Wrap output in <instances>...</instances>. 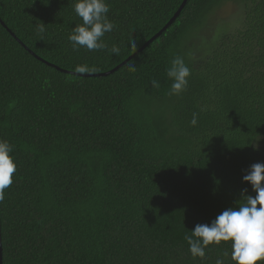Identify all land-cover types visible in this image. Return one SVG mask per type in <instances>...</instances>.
Returning <instances> with one entry per match:
<instances>
[{
  "label": "trees",
  "instance_id": "16d2710c",
  "mask_svg": "<svg viewBox=\"0 0 264 264\" xmlns=\"http://www.w3.org/2000/svg\"><path fill=\"white\" fill-rule=\"evenodd\" d=\"M76 2L0 0V139L17 165L0 202L2 264H234L230 242L200 260L184 236L242 189L255 195L242 177L264 163V0H188L148 45L184 0H107L115 28L96 52L68 40ZM230 2L241 27L195 56ZM176 55L192 74L170 96Z\"/></svg>",
  "mask_w": 264,
  "mask_h": 264
},
{
  "label": "clouds",
  "instance_id": "9594fccd",
  "mask_svg": "<svg viewBox=\"0 0 264 264\" xmlns=\"http://www.w3.org/2000/svg\"><path fill=\"white\" fill-rule=\"evenodd\" d=\"M74 11L82 19V24L76 25L68 40L74 51L81 47L89 52L103 51L107 48L103 37L114 30L115 24L108 19L110 5L107 0H77ZM40 33L45 31V25L37 26ZM130 47L136 49L133 40ZM113 54L119 55L120 49L113 46ZM96 69L87 65H77L75 73L83 74ZM129 70L136 71L135 64H129ZM191 69L182 56L176 55L166 69L167 77L172 81L168 95L180 96L186 91ZM153 88H159L158 81L151 82ZM197 114H193L191 124H197ZM14 146L7 140L0 139V202L5 199V190L13 183L17 165L11 155ZM242 181L251 186L255 195H249L242 189L240 199L235 207L222 211L211 224H197L194 230L185 234L184 240L194 259L203 260L205 249L210 245L220 246L230 242L231 259L234 264H264V163L257 162L246 170ZM216 264H223L218 259Z\"/></svg>",
  "mask_w": 264,
  "mask_h": 264
},
{
  "label": "rangeland",
  "instance_id": "374dc122",
  "mask_svg": "<svg viewBox=\"0 0 264 264\" xmlns=\"http://www.w3.org/2000/svg\"><path fill=\"white\" fill-rule=\"evenodd\" d=\"M240 5L234 2L226 3L209 19L201 37L194 42L195 56L207 55L219 43L221 35L232 33L242 22V10Z\"/></svg>",
  "mask_w": 264,
  "mask_h": 264
},
{
  "label": "water",
  "instance_id": "95a60500",
  "mask_svg": "<svg viewBox=\"0 0 264 264\" xmlns=\"http://www.w3.org/2000/svg\"><path fill=\"white\" fill-rule=\"evenodd\" d=\"M188 0H184L182 6L180 7V9L177 11V13L174 15V17L171 19V21L166 25V27L157 35L155 36L153 39H151L147 45L149 43H151L153 40H155L158 36H160L164 31L167 30L168 27H170L172 25V23L176 20V18L180 15L181 11L183 10L185 4L187 3ZM117 70V69H116ZM114 72V71H113ZM112 73V72H111ZM109 73V74H111ZM0 264H2V250H1V228H0Z\"/></svg>",
  "mask_w": 264,
  "mask_h": 264
}]
</instances>
